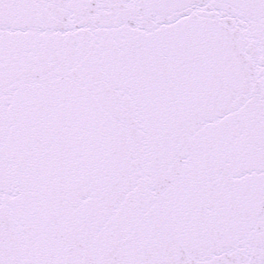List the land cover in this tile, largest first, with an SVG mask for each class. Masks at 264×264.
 Segmentation results:
<instances>
[{
    "label": "snow or ice",
    "instance_id": "6c2138e0",
    "mask_svg": "<svg viewBox=\"0 0 264 264\" xmlns=\"http://www.w3.org/2000/svg\"><path fill=\"white\" fill-rule=\"evenodd\" d=\"M0 264H264V0H0Z\"/></svg>",
    "mask_w": 264,
    "mask_h": 264
}]
</instances>
